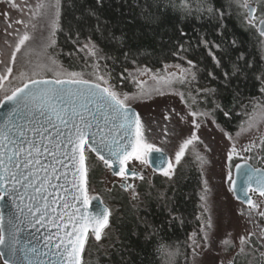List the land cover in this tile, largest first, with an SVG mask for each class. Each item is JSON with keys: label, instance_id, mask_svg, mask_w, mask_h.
<instances>
[{"label": "snow or ice", "instance_id": "6c2138e0", "mask_svg": "<svg viewBox=\"0 0 264 264\" xmlns=\"http://www.w3.org/2000/svg\"><path fill=\"white\" fill-rule=\"evenodd\" d=\"M11 8L18 10L22 17L12 20L7 17L5 38L3 43L12 49L10 63L16 64L17 54L22 59L21 69L13 76L14 68L5 65V71L0 74V264H82V254L90 237L99 243L107 237L106 229L111 226L112 210L104 205L98 195H90L89 191V160L90 155L111 170L112 174L121 178L120 187L130 192L131 198L137 200L139 193L136 186L128 183L129 178L145 180L138 172L135 164L151 167L153 173L172 181L178 166L191 152L193 160L201 175V191L199 193L200 209L196 219L200 221L199 230L188 237L192 249V264L203 252L215 251L218 245L222 252L235 251V255H252L259 251L264 257V225L255 218L264 219V209L249 193L258 194L264 203V170L254 168L248 163L254 149L264 151V134L249 141L246 145H238V138L264 124V102L251 101L252 111L244 108L247 119L239 125L235 137L217 124L215 113L222 111L230 117V110L215 98L216 88L198 87L193 93L179 90L175 86H191L197 81L198 65L188 59L186 53L190 48L181 44L173 53L184 60L183 65H165V72H154L144 67H136L135 72L129 71L127 76L121 74V80H128L135 85L134 92H125L113 83L112 71L107 61L116 63L117 56L105 51L92 35L81 39L78 27L70 26L65 30L61 24L63 4L62 0H0ZM262 0H226V4L219 7L213 0H145L140 6V14L150 23L159 24L161 16L151 11L157 8L166 12L169 8L178 11L182 17L195 16L197 19L219 21L217 32L222 35L225 28L224 17L231 15L229 9H236V14L249 29H255L261 38L258 43L264 52V11L257 16L258 7ZM97 7H88L85 15L96 20L95 33L100 40L117 43L124 48L122 55L127 61L133 56L131 48H126L124 34L115 35L110 28L101 26L98 9L104 7L105 0H95ZM257 6H253V4ZM83 16H77L81 21ZM14 25H20L14 28ZM11 29V31H9ZM58 31H65L75 39V51L67 53L69 57L83 53L85 64L92 68L86 78L82 72L69 71L61 64L57 57L60 52L57 47L56 35ZM107 32V35L105 33ZM181 35H185L181 31ZM8 36L13 37L10 41ZM208 49L216 66L221 67L220 59L212 52V48L221 50V44L208 41L203 36L199 41ZM233 46L236 41H232ZM0 55H6L0 49ZM264 59V55H262ZM244 60L243 53L232 62V73L224 72V86H229L233 76H243L244 66L239 61ZM101 61L104 63L101 64ZM134 64L135 60L132 61ZM0 63L4 61L0 60ZM248 68L252 63L245 61ZM169 67L178 71L168 72ZM50 74V75H49ZM208 75L219 78L214 72ZM140 77H148L141 79ZM13 78L19 81L11 88L5 87V82L12 83ZM260 81V92L264 93V72L256 76ZM149 80L154 86L149 87ZM179 95L184 104L186 114L173 108L166 109L162 124L153 118L151 122L145 120L141 113L134 109V103H145L154 95ZM239 96L240 93L236 92ZM208 97H212L213 107L207 105ZM235 99V97H234ZM175 117L183 124H191L190 134L180 139L174 147V155L170 154L169 145H173L174 137L182 133L172 125ZM187 117L192 119L189 121ZM211 120L217 129L230 142L227 149V164L224 182L228 191L245 208L238 210L249 227L246 234L234 237V229H224L221 236H217L218 226L213 222L209 196L211 188L204 179L205 168L209 165L205 153L211 148L204 144V153L200 152L197 144L204 143L198 134L202 126H207ZM154 154V155H153ZM234 158L243 163L233 165ZM187 164V162H185ZM132 165V167H130ZM235 168V175L233 174ZM151 195V193H149ZM159 200L165 201L163 192ZM99 201L101 207L89 211V205ZM169 224L178 217L169 210ZM182 222V221H181ZM227 223V221H225ZM146 239L160 236V228L146 224ZM45 229L42 237L36 236L40 229ZM54 230V231H53ZM238 239V244H237ZM103 247V245H101ZM112 247V245H109ZM164 256L168 264H174L179 250L157 241L155 249ZM220 264H224L221 260ZM227 264H235L229 259Z\"/></svg>", "mask_w": 264, "mask_h": 264}, {"label": "trees", "instance_id": "16d2710c", "mask_svg": "<svg viewBox=\"0 0 264 264\" xmlns=\"http://www.w3.org/2000/svg\"><path fill=\"white\" fill-rule=\"evenodd\" d=\"M213 2L217 7L226 4V0H213ZM144 3L145 0H105L104 7L98 9L102 27L110 28L117 36L124 34L126 48H131L133 52V56L127 61L122 55L126 49L120 48L117 43L100 40L98 34L95 33L96 20L85 15L86 8L97 7L95 0H62L61 24L65 30L70 26L78 27L82 40L92 35L105 51L118 57L116 63L109 60L107 64L109 70L112 71V82L119 88H122L119 84L129 83L128 80H121V74L124 76L128 74L125 68L129 71H135L136 67L157 70L165 65H187L184 60L179 59L173 53L181 44L190 48V51L183 54L198 65V71L197 81L187 89V92L191 90L195 93L196 88L205 86L216 88L215 98L224 106L225 111L230 110V117H226L222 111H216L217 124L231 134L236 133L242 121L247 119L242 105L246 106L250 112L252 111L250 100L261 101L262 97L261 83L256 76L264 71V61L261 46L258 43L260 37L255 29H249L242 22L235 8L229 9L231 15L224 17L225 28L222 35L217 32L218 20L197 19L195 16L182 17L178 11L171 8L166 12L151 8L152 12L161 16L160 23L154 24L146 21L140 14V6ZM77 16H83V19L77 21ZM181 31L185 35H181ZM202 36L210 42L221 44V50L211 49L220 59L221 67L216 66L208 54V49L199 44ZM55 38L57 41L55 51L61 53L57 57L58 61L67 69H81L80 59L82 60L84 54L79 53V58L67 55L75 51L76 45L72 43L75 39V32L73 31L70 39L65 31H58ZM233 40L236 41L235 46L232 44ZM241 53L244 55V60L239 63L244 66V75L233 76L229 81V86L225 88L223 74L225 71L232 73V62L237 61ZM133 60L136 61L135 64ZM245 61L251 62L252 67H246ZM103 63L101 61V64ZM209 72H214L219 79H212L208 75ZM236 92L240 95L237 96ZM211 99L212 97H208L207 105L201 104V107L211 109L213 107ZM89 155L91 158L94 157L92 154ZM183 162L184 164L178 166V171L172 181L158 176L151 182L147 179L140 180L136 187L139 193L136 201H131L127 193L121 191L119 187L112 189L107 196L108 204L113 212L111 226L106 229L107 241L99 244V248L97 247L98 252L92 264H168L166 258L155 250L158 240L171 246L173 250H179L174 264H191L192 249L189 247L188 237L199 225L196 216L199 215L198 192L201 180L198 168L191 165L188 160ZM253 167L264 169V167ZM102 172L100 164L96 162L93 166L89 160V188L93 182L98 183ZM99 188L100 185H96L97 191ZM161 192L170 198L167 200V208L164 206L165 201L158 199ZM101 199L104 201L103 198ZM169 210L172 215L179 218L171 224H169L171 219L168 214ZM146 224L157 228L162 226L160 236L146 239ZM90 241L91 237L83 254L84 259L89 256Z\"/></svg>", "mask_w": 264, "mask_h": 264}, {"label": "rangeland", "instance_id": "374dc122", "mask_svg": "<svg viewBox=\"0 0 264 264\" xmlns=\"http://www.w3.org/2000/svg\"><path fill=\"white\" fill-rule=\"evenodd\" d=\"M33 2H35V0H33ZM17 3H19V0H17ZM253 6H257V5L254 3ZM261 11H264V0H262L261 4L258 7L257 16L260 15ZM3 13H9L12 20L21 18L22 14L18 10L11 8L8 4L4 2H0V49L4 50V52L6 53V55H0V60L4 61V63H0V74L4 73L5 65L8 64L9 66H12L14 68L13 76H15L16 72H18L21 69V65L23 61L20 57V54H17L18 56L17 63L14 65L10 63V54H11L12 49L7 48V46L3 43V40L5 38V28L8 22L7 17H5ZM13 27L19 28L21 26L14 25ZM9 31H11V29H9ZM7 39L11 41L13 37L8 36ZM262 55H264V52H262ZM80 61H81V69H78V70L68 69V70L76 71V72L83 71L86 74V78L92 79L93 78L92 76L87 75L88 73L92 72V68L88 67L85 64L84 58H82V60L80 59ZM70 66H74V65L70 64ZM183 66L188 67L187 65H183ZM152 71L163 73L165 72V66H163L160 69L152 70ZM167 71L176 72L178 70L174 67H169ZM131 72H135V71H131ZM140 78L148 79V77H140ZM10 79H12V83L9 84L6 81L5 82L6 88H11L12 86L19 83V81L13 78H10ZM119 86H121L122 88L120 89L125 92H134L136 90L134 83L130 81L127 84L126 83L119 84ZM148 86L149 87L154 86L153 82L149 80ZM175 87L181 91L187 92V89H189L190 86H181L177 84ZM261 102H264V93H262ZM133 107L139 113L142 114L145 120L151 122L154 118L155 120L160 121L162 124L168 123V121L163 120V115L166 109L170 112L173 108H175L177 111H181L186 114V109L184 107V104L181 102L179 95H169V94H166L163 96L154 95L152 99H150L149 101L145 103H134ZM187 119L190 121L192 118L187 117ZM172 125L176 127V130L178 132L182 133L180 137L172 138L173 145H169L170 154L174 155V147L178 146L180 139L190 134L191 124L190 123L183 124L180 122L179 117H175L172 121ZM198 134L201 136V139L204 141V143L197 144V148L199 149V151L204 153L205 151L204 144H207L211 148L210 152L205 153L210 163L205 168V174L203 178L208 181V185L211 188V193L209 196V203L211 205V213H212L213 222L218 226L216 235L221 236L224 232V229L227 228V229H234V237L238 238L241 234H246L245 229L248 228L249 225L243 217L237 214L238 210L245 208V206L241 205L234 199L231 192L228 191V185L224 182V175L226 172V164H227V149L230 147V142L224 137L223 133L217 129L216 125L212 124L211 120L207 121V126L201 127ZM261 134H264V124L260 125L259 132L256 129H253L251 132L245 135H241L238 138L237 146L239 147L240 145H246L249 143V141L253 139H256L258 143L259 142L258 137ZM232 135L235 137V133ZM243 155L251 156V159L248 160V162H250L251 165L258 166V167H264V151H261L260 149L257 148V149H254L253 152L244 153ZM90 160L93 166L96 165V162L100 164L102 171H103L102 176H100V179L98 180V183L100 184L98 183L96 184L95 182H93L92 186H90V195H98L101 198H103L104 201L108 204L107 196L109 195V193L112 191L113 188L120 186L121 178L118 176H112L110 173V170L108 168H105L103 166V163L97 160L95 156L93 158L90 157ZM184 160H188L191 165H195V167H197L196 164L192 162L193 157H192L191 152L186 154ZM183 161L181 162V164L182 163L184 164ZM239 162H243V161L238 158H234L232 161L233 165ZM130 167H132V165H130ZM135 168L138 172H141L144 175L145 179H147V181L149 182H151L152 179L155 178L156 176L161 177L164 180H167V178L161 175L153 174L150 171V169L146 166H141L138 163H136ZM199 174H200V171H199ZM201 179L202 178L200 175V180ZM139 181L135 182L136 187ZM96 185H100V188H99L100 192L97 191ZM200 191H201V187L198 192V195ZM127 195L131 201H134L131 198L130 193H128ZM252 198L257 203H260L261 208L264 209V203H261V199H262L261 197L254 195ZM199 204H200V201H199ZM109 208H110V205H109ZM199 213H200V209H199ZM255 219L260 224L264 225V219L259 218V217H256ZM225 221H227V223H225ZM198 222H199L198 228L195 230L197 232L200 226V221ZM106 239L107 237L103 238L99 243H97L95 241V238L91 237L89 256L88 258L82 259V264H92L94 262L97 252H98L99 244L106 242L107 241ZM237 244H238V239H237ZM235 251L236 250L234 249L233 251L224 253L221 251L220 247L217 245L215 247V251L210 249L208 251L203 252L202 256L196 259L195 264H220L221 260L224 261V264H227L228 260L233 259V258L235 260V264L236 263L254 264V263H259L258 262L259 258H263L259 255V251H257L254 254V257L252 255L246 256L244 254H240L236 256ZM260 251H264V249H260ZM191 255H192V250H191ZM190 263L192 264V259Z\"/></svg>", "mask_w": 264, "mask_h": 264}, {"label": "water", "instance_id": "95a60500", "mask_svg": "<svg viewBox=\"0 0 264 264\" xmlns=\"http://www.w3.org/2000/svg\"><path fill=\"white\" fill-rule=\"evenodd\" d=\"M93 155V154H92ZM154 155V154H153ZM95 156V155H94ZM239 163H243V162H239ZM104 166V165H103ZM105 167V166H104ZM106 168V167H105ZM150 169V171L153 173L151 167H148ZM255 168V167H254ZM260 169V168H258ZM261 170H264V169H261ZM110 173L112 176H115L112 174L111 170H110ZM153 174H156V175H160L159 173H153ZM233 174L235 175V168L233 167ZM129 179H133V178H129ZM231 194L233 195V193L231 192ZM249 195L251 196H259L258 194H255V193H249ZM234 199L239 203V201L235 198V196L233 195ZM105 205V204H104ZM244 206V205H243ZM101 207L99 201H93L90 205H89V211H95L97 208ZM54 231V230H53ZM45 232V229L41 228L39 232L36 233V236L38 237H42V235L44 234ZM84 254V253H83ZM83 254H82V258H83Z\"/></svg>", "mask_w": 264, "mask_h": 264}, {"label": "flooded vegetation", "instance_id": "af4514ba", "mask_svg": "<svg viewBox=\"0 0 264 264\" xmlns=\"http://www.w3.org/2000/svg\"><path fill=\"white\" fill-rule=\"evenodd\" d=\"M136 181H139V179H134V178H133V179H129L127 182H128V183H132V184H134V185L136 186V184H135ZM121 183H123L122 180H121ZM119 188H120L121 191L125 192L120 186H119ZM89 191H90V188H89ZM126 193L128 194V193H130V192H126ZM100 199H101V198H100ZM101 200H102V199H101ZM102 201H103V200H102ZM103 203L109 207V205H108L107 203H105L104 201H103ZM258 262H259V263H255V264H264V257H263V258H259V259H258Z\"/></svg>", "mask_w": 264, "mask_h": 264}]
</instances>
